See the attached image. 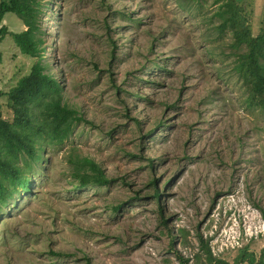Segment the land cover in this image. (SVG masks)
Here are the masks:
<instances>
[{
    "label": "rangeland",
    "instance_id": "374dc122",
    "mask_svg": "<svg viewBox=\"0 0 264 264\" xmlns=\"http://www.w3.org/2000/svg\"><path fill=\"white\" fill-rule=\"evenodd\" d=\"M41 1L42 62L58 88L22 104L8 93L39 58L11 34L22 20L3 19L0 111L23 146L0 142V264L260 257L264 96L241 68L232 14L257 35L264 0ZM53 97L85 118L63 136L43 112Z\"/></svg>",
    "mask_w": 264,
    "mask_h": 264
},
{
    "label": "trees",
    "instance_id": "16d2710c",
    "mask_svg": "<svg viewBox=\"0 0 264 264\" xmlns=\"http://www.w3.org/2000/svg\"><path fill=\"white\" fill-rule=\"evenodd\" d=\"M230 4L234 6V0H230ZM9 12L15 13L26 25V29L20 32H11L16 44L24 54L39 58L33 65L32 71L21 78L18 85L14 86L8 93L11 100H14L18 104H22L29 97L42 94L45 89H57L58 82L51 73L45 72L46 66L42 62V53L44 52V38L41 36L42 1L0 0V41L9 33L7 25L3 24V19ZM232 16L234 26L238 28L237 43L239 45L245 43L248 46L246 57L241 63V68L245 69V75L250 78L252 87L256 92L264 96V30L257 35H252L249 28L243 27L242 25H244L245 19L239 6L236 7ZM1 60L0 52V62ZM43 112L45 116L49 115L52 118L54 131L58 136L65 135L74 120L81 121L85 119L81 115L76 116L75 110L62 104L61 100L57 97H53V100L46 104ZM0 142H4L5 145L13 149H21L23 146L22 139L19 138L16 132L2 119L1 111ZM94 170L93 182L100 185H106L110 182L101 169L97 168ZM79 178H81V186H87L91 183L90 175H82L79 176ZM20 180L23 182L24 186L30 188L31 182L27 178L20 177ZM155 194H157V196L160 195L159 191H156ZM53 253L59 255L65 254L63 251H53ZM236 261L238 263H245L248 261L250 264H264V247L260 257H257L254 251H249L248 248H245L238 255ZM216 264L230 263L222 260L216 261Z\"/></svg>",
    "mask_w": 264,
    "mask_h": 264
}]
</instances>
